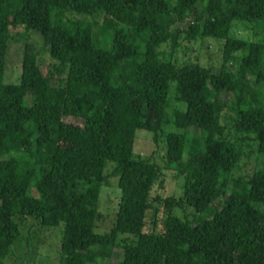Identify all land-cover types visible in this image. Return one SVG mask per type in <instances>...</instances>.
Instances as JSON below:
<instances>
[{
	"label": "trees",
	"instance_id": "1",
	"mask_svg": "<svg viewBox=\"0 0 264 264\" xmlns=\"http://www.w3.org/2000/svg\"><path fill=\"white\" fill-rule=\"evenodd\" d=\"M235 21L264 31V0H0V264L20 233L14 216L64 223L59 264H103L119 247L118 264H264V42L232 35ZM29 31L66 66L53 85ZM181 33L223 40L217 71L163 57ZM12 41L23 46L21 70L5 82ZM171 98L182 131L165 134L164 168L184 184L179 195L152 196L162 166L134 156L135 132L161 136ZM247 147L257 165L235 176ZM108 162L120 195L100 234ZM189 207L192 222L174 213Z\"/></svg>",
	"mask_w": 264,
	"mask_h": 264
},
{
	"label": "rangeland",
	"instance_id": "2",
	"mask_svg": "<svg viewBox=\"0 0 264 264\" xmlns=\"http://www.w3.org/2000/svg\"><path fill=\"white\" fill-rule=\"evenodd\" d=\"M181 29L186 25H180ZM23 27L11 28V33L15 35L22 32ZM231 34L253 41L264 42V31L252 27L250 24L235 21ZM28 40L33 43L35 52L41 71L44 75L51 77V84L57 83V80L63 78L66 74V66H61L57 61L53 60L48 52L47 46L43 43L42 36L36 31L28 32ZM222 39L210 37H199L193 40L186 39L183 34H179L178 46L173 50L167 44L161 47L163 57L170 58L176 64H190L210 66L213 71H217L222 62ZM23 46L20 42L12 41L9 43L6 66H5V82H16L19 78L21 70ZM240 53L238 52L237 55ZM236 65L234 64L233 67ZM174 86V84L172 85ZM173 95V87L170 88L168 96ZM29 98V97H28ZM182 107L176 100L171 98L168 108L166 109V123L163 125V134L157 139L154 133L145 129H137L135 132V140L133 145L134 156L141 158H149L152 162H156L162 166V174L157 182L153 185L151 195H159L165 197L167 195H179L184 184V177L176 174V170L164 168L165 160V134L169 131H182L172 124V113L176 107ZM232 113L228 109H224L221 116V123L226 126V133L232 136L230 130ZM68 122L81 124L78 118L69 117ZM187 133H199V129L191 127L187 129ZM257 153L251 147L245 148V154L241 156L237 167L234 170L235 176H249L257 165ZM113 164L108 162L106 167L107 179L100 187L98 198L97 217L95 220L94 231L103 234L110 230L116 216L117 202L120 195L117 186V176L113 174ZM156 203L154 202V205ZM264 211V205H259ZM174 213L192 222L195 211L192 207L185 211L175 209ZM153 208L148 209L146 214L145 230H150L151 216ZM185 215V216H184ZM19 224L20 233L11 245L9 253L4 257L3 264H59L60 258V242L63 236L64 223L50 226L44 225L39 219L33 216H14ZM125 234H120L124 237ZM122 257V249L116 248L111 257L105 259L103 264H118Z\"/></svg>",
	"mask_w": 264,
	"mask_h": 264
}]
</instances>
